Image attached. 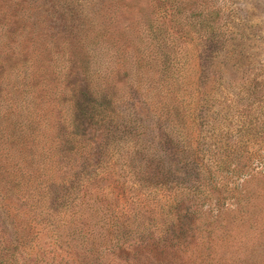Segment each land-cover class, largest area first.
<instances>
[{
  "label": "trees",
  "instance_id": "1",
  "mask_svg": "<svg viewBox=\"0 0 264 264\" xmlns=\"http://www.w3.org/2000/svg\"><path fill=\"white\" fill-rule=\"evenodd\" d=\"M87 29L78 25L77 33L89 46L99 37ZM224 32L218 27L222 47ZM148 40L151 51L122 54L132 77L122 55L104 73L92 55L73 83L63 61L51 71L46 90L62 84V98L48 99L57 114L46 115L36 152L23 149L29 111L16 114L10 102L0 122V174L16 234L8 240L0 230V264L58 257L59 264H218L211 255L218 203L241 198V182L264 175V62L257 73L235 68L228 79L224 65L242 54L218 51L217 78L185 68L182 53L166 51L155 36ZM26 66L7 75L9 94L18 91L10 82L29 78ZM122 143L130 144L125 152L116 147ZM86 182L94 189L84 190Z\"/></svg>",
  "mask_w": 264,
  "mask_h": 264
},
{
  "label": "rangeland",
  "instance_id": "2",
  "mask_svg": "<svg viewBox=\"0 0 264 264\" xmlns=\"http://www.w3.org/2000/svg\"><path fill=\"white\" fill-rule=\"evenodd\" d=\"M81 24L89 27L90 37H99L94 44L88 46L80 39L77 27ZM221 25L227 41L223 47L218 44ZM149 35L153 41L154 36L161 40L155 43L163 44L166 51H180L185 68H204L217 78L218 51H240L241 59L224 65L227 78L237 77L235 68L249 69L252 75L264 62V0H0V122L5 120L10 102L16 106V114L26 106L20 115L25 117L29 111L31 117L27 116L26 122L31 121L32 127L28 125L32 130L27 128L23 144L28 147L23 149L38 151L41 139L44 142L46 115L57 114L56 105L52 111L48 99L62 98V84L58 89L51 82L46 90L48 79H53L51 71L63 68V61L64 71L72 73L67 79L73 83L93 55L92 64L97 69L101 63L104 73V69L118 67L119 55L151 51L154 46L151 40L149 44ZM206 55L214 57L206 60ZM123 56L122 65L132 77L133 69ZM25 61L29 78L9 83V87L15 85L18 89H13L14 95L19 91L23 94L9 100L12 92L9 94L5 87L7 75L16 74ZM0 137L4 140L6 136ZM129 146L122 143L116 147L125 152ZM124 162L122 159L121 164ZM5 182V176L0 174V230L12 240L16 234L11 225L15 204L5 194ZM83 186L84 190L95 187L92 182ZM241 186V198L221 208L218 203V239L211 243V255L218 256V264H264V175L244 179ZM49 239L48 234L42 235L40 247H45L46 240L51 242ZM33 254L41 255L42 251L35 248ZM59 259L53 264H59Z\"/></svg>",
  "mask_w": 264,
  "mask_h": 264
}]
</instances>
